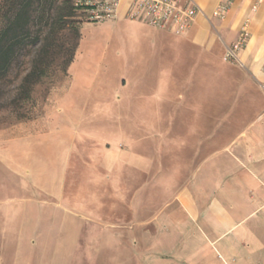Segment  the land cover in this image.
I'll list each match as a JSON object with an SVG mask.
<instances>
[{
  "label": "rangeland",
  "instance_id": "obj_1",
  "mask_svg": "<svg viewBox=\"0 0 264 264\" xmlns=\"http://www.w3.org/2000/svg\"><path fill=\"white\" fill-rule=\"evenodd\" d=\"M63 1L41 0L33 8L28 38L0 78V129L42 117L49 93L68 83L71 72L87 101L77 116L63 197L22 195L33 197L39 234L28 226L7 228L15 211L0 212V240L6 241L0 264H149L154 254L162 256L152 248L165 227L186 223L178 192L201 161L234 143L243 120L235 116L239 84L231 80L239 75L224 56L171 55L166 40L117 37L113 25L82 15L59 25ZM4 25L0 13V32ZM154 52L161 53L157 63ZM204 61L210 69L200 77ZM57 127L65 129V120ZM195 128L209 131L193 138Z\"/></svg>",
  "mask_w": 264,
  "mask_h": 264
},
{
  "label": "crops",
  "instance_id": "obj_2",
  "mask_svg": "<svg viewBox=\"0 0 264 264\" xmlns=\"http://www.w3.org/2000/svg\"><path fill=\"white\" fill-rule=\"evenodd\" d=\"M128 1L121 0L116 19L103 23L113 25L117 37L128 34L166 40V53L171 55L197 50L205 57L224 56L246 35L237 58L228 62L239 75L231 81L239 84L233 99L239 100L235 116L243 120L237 125L234 143L198 164L176 198L186 223L165 227L167 238L165 234L161 244L152 248L161 249L162 256L154 254L148 263L264 264V0H192L199 12L183 35L124 19ZM222 5L226 10L215 17ZM160 56L154 52L152 60L157 63ZM205 63L199 66L200 77L210 69ZM217 78L216 74L219 82ZM76 85L71 72L68 83L49 93L42 117L0 129V212L15 211L7 228L28 226L29 233L39 234L41 223L36 224L30 207L33 197L43 194L59 199L64 195L71 141L78 131L76 120L87 101L81 95L84 86L77 85L82 87L79 90ZM59 119L65 120V129L57 127ZM122 121L128 126L131 119L123 115ZM193 130L190 134L195 138V131L201 129ZM200 131L198 135L209 130ZM193 143L194 139L189 144ZM26 194L33 197L23 198ZM34 204L39 208L37 201ZM5 243L2 238L0 244Z\"/></svg>",
  "mask_w": 264,
  "mask_h": 264
},
{
  "label": "built area",
  "instance_id": "obj_3",
  "mask_svg": "<svg viewBox=\"0 0 264 264\" xmlns=\"http://www.w3.org/2000/svg\"><path fill=\"white\" fill-rule=\"evenodd\" d=\"M230 1V0H228ZM71 4L89 22L103 23L116 19L120 13L121 0H72ZM124 19L139 21L154 29L166 30L174 35H183L193 24L198 8L192 0H129ZM226 6H220L214 16H220ZM228 49L224 60L231 62L237 58L246 35Z\"/></svg>",
  "mask_w": 264,
  "mask_h": 264
},
{
  "label": "trees",
  "instance_id": "obj_4",
  "mask_svg": "<svg viewBox=\"0 0 264 264\" xmlns=\"http://www.w3.org/2000/svg\"><path fill=\"white\" fill-rule=\"evenodd\" d=\"M37 1V2H36ZM9 0L0 6L1 17L5 21L4 29L0 32V78L4 77L8 72V69L15 59L17 53L22 49L25 44L26 38H28L29 24L32 19V11L35 4L39 5L41 0ZM47 2H58L59 0H44ZM36 2V3H35ZM64 9H59V22L61 25L62 19L66 17H73L80 15L74 10L70 0H64ZM42 31H40L34 39L33 44L42 40ZM77 46L72 47L69 52V56L64 63V68H68L73 60V53ZM30 75H28L26 81L30 82Z\"/></svg>",
  "mask_w": 264,
  "mask_h": 264
}]
</instances>
